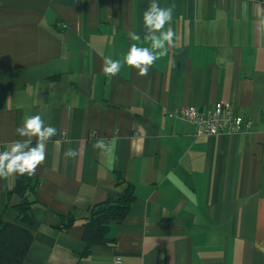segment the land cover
Instances as JSON below:
<instances>
[{
  "label": "crops",
  "instance_id": "1",
  "mask_svg": "<svg viewBox=\"0 0 264 264\" xmlns=\"http://www.w3.org/2000/svg\"><path fill=\"white\" fill-rule=\"evenodd\" d=\"M174 47L146 76L123 62L144 41L150 0H0V151L39 114L60 133L31 176L32 242L22 264H264V0H158ZM130 32L141 36L132 41ZM229 102L249 132L195 136L177 112ZM104 138L114 154L94 149ZM77 149V158L64 150ZM56 170H53V169ZM130 182L133 203L85 257L83 218ZM0 179V219L18 222ZM76 218L67 231L57 215Z\"/></svg>",
  "mask_w": 264,
  "mask_h": 264
},
{
  "label": "clouds",
  "instance_id": "2",
  "mask_svg": "<svg viewBox=\"0 0 264 264\" xmlns=\"http://www.w3.org/2000/svg\"><path fill=\"white\" fill-rule=\"evenodd\" d=\"M173 11L174 6L161 7L158 0H150L143 13L145 28L143 39L150 43V47L132 43L123 62L111 56L104 58L102 72L106 76L113 77L126 64L137 70L139 76H146L154 63L167 55V46H175L174 32L170 28L165 30V25L172 19ZM128 35L134 42L141 40V36L136 32H130ZM15 132L21 139L11 141L6 150L0 151V179L17 175L29 177L35 175L37 168L45 162L49 141H52L57 153L63 149L62 139H52L60 134L58 129L46 124L39 114L24 116ZM93 148L100 150L102 154H114L113 147L104 138L98 139ZM64 155L66 158H77L79 151L77 149L64 150Z\"/></svg>",
  "mask_w": 264,
  "mask_h": 264
},
{
  "label": "trees",
  "instance_id": "3",
  "mask_svg": "<svg viewBox=\"0 0 264 264\" xmlns=\"http://www.w3.org/2000/svg\"><path fill=\"white\" fill-rule=\"evenodd\" d=\"M36 184L27 175L16 176L14 187L8 195L15 194L19 201L11 204L18 213V222L0 219V264H22L32 242L31 209L35 203L33 194ZM115 192L100 203L88 207L83 218L82 242L83 250L80 257L88 255L93 245L108 244L113 241L109 236V226L112 222L124 219L133 203L134 190L130 182L120 173L115 174ZM72 213L57 215L55 227L67 231L75 221Z\"/></svg>",
  "mask_w": 264,
  "mask_h": 264
},
{
  "label": "built area",
  "instance_id": "4",
  "mask_svg": "<svg viewBox=\"0 0 264 264\" xmlns=\"http://www.w3.org/2000/svg\"><path fill=\"white\" fill-rule=\"evenodd\" d=\"M177 115L194 126L195 136H215L223 133L249 132L251 120L238 113L229 102H217L209 108L186 107ZM111 264H122L120 258H112Z\"/></svg>",
  "mask_w": 264,
  "mask_h": 264
}]
</instances>
